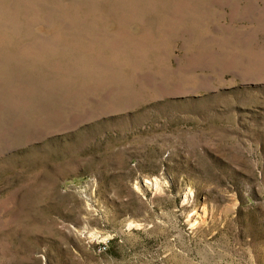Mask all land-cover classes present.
<instances>
[{
    "label": "rangeland",
    "instance_id": "1",
    "mask_svg": "<svg viewBox=\"0 0 264 264\" xmlns=\"http://www.w3.org/2000/svg\"><path fill=\"white\" fill-rule=\"evenodd\" d=\"M0 264H264V0H0Z\"/></svg>",
    "mask_w": 264,
    "mask_h": 264
}]
</instances>
